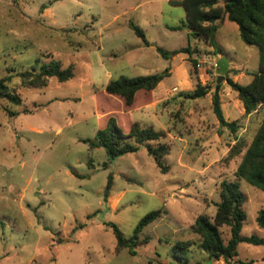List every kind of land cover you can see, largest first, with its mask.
I'll list each match as a JSON object with an SVG mask.
<instances>
[{
	"label": "rangeland",
	"instance_id": "rangeland-1",
	"mask_svg": "<svg viewBox=\"0 0 264 264\" xmlns=\"http://www.w3.org/2000/svg\"><path fill=\"white\" fill-rule=\"evenodd\" d=\"M130 23L143 31L149 46ZM217 24L219 53L188 37L183 6L169 0H0V79L11 76L9 86L21 99L20 105L0 100V264H177L173 244L198 241L192 225L198 215L213 218L224 180L237 182L244 195L240 235L264 239V229L255 223L264 194L234 176L264 108L245 115L225 80L247 84L258 51L240 39L234 23ZM187 45L195 50L190 57L195 69L185 54L165 60L156 52ZM220 57L228 68L217 83ZM37 59L71 66L72 77L64 82L51 77L42 88L23 85L19 73L30 71ZM166 68L170 76L152 92H139L132 106L137 109L128 115L104 94L107 83L120 76ZM196 83L208 93L188 99ZM217 85L224 119L237 123L234 133L212 112ZM101 109L114 110L122 128L130 121L163 132L166 172L143 147L113 159L102 148L90 150L81 140H92L104 127L109 115ZM235 144L239 154L230 153ZM108 175L112 182L104 201ZM155 210L162 214L139 234L135 254L116 251L108 223L129 238L138 221ZM219 231L226 243L229 228ZM189 250L188 264H207L194 245ZM235 260L264 264V245L238 244Z\"/></svg>",
	"mask_w": 264,
	"mask_h": 264
},
{
	"label": "trees",
	"instance_id": "trees-1",
	"mask_svg": "<svg viewBox=\"0 0 264 264\" xmlns=\"http://www.w3.org/2000/svg\"><path fill=\"white\" fill-rule=\"evenodd\" d=\"M173 5H182L185 10V23L190 29L188 37L198 38L212 47L214 51L220 52L215 43V36L218 22L225 19L234 23L239 31L240 39L247 45H252L258 51V66L251 74L250 81L241 85L231 78H226L227 85L235 93L236 99L242 104L245 115L264 108V0H169ZM221 4V5H220ZM46 8L45 6L43 9ZM133 33L141 39L144 46H149L143 31L133 24H129ZM180 29L179 26L171 30ZM156 52L165 60H169L178 54L188 56L192 68L195 69L196 62L190 57L195 50L190 45L172 51H166L156 47ZM238 73V71L236 72ZM21 83L31 88H42L46 80L53 77L58 82L67 81L72 77V67L65 69L60 62L50 61L41 63L37 59L30 71L19 73ZM169 76V69L162 73L126 78L123 76L111 80L104 88V94L114 103V109H121L122 115H128L137 107L136 97L139 92H152L157 85ZM11 76L0 79V100H5L12 105H20L21 99L18 94L9 86ZM211 97L212 112L216 119L232 133L237 131L235 121L227 122L222 114L218 89ZM207 89L199 83L195 84L194 90L186 94L188 99H199L207 95ZM39 106H35L36 109ZM106 112L109 115L104 127H98L94 138L83 139L90 150L102 148L110 159L135 153L140 147L147 150L154 163L162 173L166 172L163 166V157L167 154L168 148L159 141L164 137L163 132L151 128H141L136 123L128 121L126 128H122L117 121L114 110L101 109L99 112ZM28 113L27 110L22 111ZM10 116L18 115L19 112H9ZM99 123V122H98ZM156 142V147L149 143ZM235 144L230 153L239 154ZM91 165V163L89 164ZM234 176L243 179L246 183L258 189L264 194V118L261 120L241 160L235 170ZM112 176L108 175L107 183L103 191V199L106 200L111 187ZM244 195L239 189L237 182L222 181L219 185V201L215 203V214L212 219L205 215H198L192 225V232L198 236L196 243L189 241H178L172 246L171 258L177 264H188L189 247L194 245L201 253L206 255V262L222 260L225 264H254V261L235 260L237 246L240 243L252 245H264V239L256 236L242 237L240 231L246 218L243 210ZM162 214L161 210L150 211L145 214L136 224L132 235L125 238L114 223H108L112 229L116 251L128 249L129 254L134 255V248L138 243V236L142 230ZM257 227L264 229V207L261 208L255 217ZM229 228V239L225 243L221 237L219 228Z\"/></svg>",
	"mask_w": 264,
	"mask_h": 264
},
{
	"label": "water",
	"instance_id": "water-1",
	"mask_svg": "<svg viewBox=\"0 0 264 264\" xmlns=\"http://www.w3.org/2000/svg\"><path fill=\"white\" fill-rule=\"evenodd\" d=\"M228 68V61L224 57H220L216 62V73L218 75L217 83L223 80L224 74Z\"/></svg>",
	"mask_w": 264,
	"mask_h": 264
},
{
	"label": "crops",
	"instance_id": "crops-1",
	"mask_svg": "<svg viewBox=\"0 0 264 264\" xmlns=\"http://www.w3.org/2000/svg\"><path fill=\"white\" fill-rule=\"evenodd\" d=\"M174 59V58H173ZM172 59V60H173ZM172 66V65H171ZM170 72H171V75H172V73H174L175 71H174V68H173V66H172V69L170 70ZM170 76V75H169ZM235 82V81H234ZM166 91V90H165ZM154 93V92H153ZM163 95V94H162ZM162 95H159L158 97H161ZM234 98L236 99V96H235V93H234ZM235 101H238L237 99L235 100ZM239 102V101H238Z\"/></svg>",
	"mask_w": 264,
	"mask_h": 264
}]
</instances>
